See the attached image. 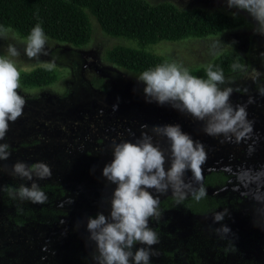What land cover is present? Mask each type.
Listing matches in <instances>:
<instances>
[{"label": "rangeland", "instance_id": "rangeland-1", "mask_svg": "<svg viewBox=\"0 0 264 264\" xmlns=\"http://www.w3.org/2000/svg\"><path fill=\"white\" fill-rule=\"evenodd\" d=\"M149 1L154 4L169 1L181 9L197 6L209 11L223 10L239 21L236 27L217 35L161 41L150 50L187 70L206 65L222 51L242 56L243 68L226 76V83L220 87L233 88L230 98L233 105H247V118L254 123L252 137L240 143H222V136L204 133L203 122L170 105L146 102L144 85L136 79L139 75L107 62L104 57L107 49L116 44L133 45L132 40L106 35L93 16H90L93 35L86 46L77 48L47 37L48 55L41 54L38 59H29L24 54L27 39L10 30L0 37V57L12 60L19 72L54 63L61 75L50 86L31 90L19 87L26 103L23 115L15 123L10 122L5 139L0 141L8 143L11 152L9 159L0 161V167L11 169L17 161L49 165L51 177L33 179L38 184L55 181L62 184L66 195L60 205L67 217L45 220V225L30 221L20 228L12 223L3 224L10 221L8 215L14 216L13 208H4L7 184L16 188L21 184L30 186L32 181L0 171V244L3 242V248L12 250L9 257L0 250V264H96L91 255L95 243L88 239L86 224L87 217L99 212L98 205L108 208L116 187L102 176L103 167L113 158L112 143L136 142L141 132L147 131L167 157L169 142L153 133L151 127L168 124H179L204 145L207 160L202 171L222 167L230 178L224 186L206 188L208 194L221 200L211 212L197 215L180 204L171 210L160 206L159 220L149 221L159 237L152 248L150 264H264V228L254 225V219L258 225H264V205L245 194L256 191L257 185L245 187L239 179L245 169L264 167V95L260 94L264 88V35L255 32L257 23L250 20L247 12L224 6L226 0ZM9 45L19 51V56L10 55ZM93 77L103 78L109 84L108 90L96 89L91 83ZM249 97L254 99L251 104H247ZM144 124L149 127L143 129ZM30 131L36 136L25 138ZM250 145L255 149L251 155ZM169 166L170 160L165 164L166 168ZM190 177L189 172L186 179ZM167 194L160 195L159 200ZM226 208L230 215L222 223L235 234L234 240L220 239L215 232L220 225L213 222V216Z\"/></svg>", "mask_w": 264, "mask_h": 264}, {"label": "clouds", "instance_id": "clouds-1", "mask_svg": "<svg viewBox=\"0 0 264 264\" xmlns=\"http://www.w3.org/2000/svg\"><path fill=\"white\" fill-rule=\"evenodd\" d=\"M226 4L230 9L247 12L257 23L255 32L264 35V0H226ZM10 30L0 27V37L6 36ZM46 43L47 37L37 24L27 37L24 54L29 59H38L41 54L48 55ZM8 51L12 57L20 54L12 45H9ZM45 67L50 71L54 63ZM213 67L208 65L207 79H203L191 75L187 69L175 63L160 64L142 72L136 79L144 85L146 102L170 105L193 120L203 122L206 135L222 136V143H240L250 139L254 123L247 118V105L231 103L233 88L220 87L226 83L225 75L222 70H213ZM232 67L235 70L240 65L234 64ZM19 80L20 72L15 63L0 57V141L5 139L10 122L15 123L23 115L26 101L18 91ZM260 94L264 95V88L260 89ZM253 102L254 99L249 97L247 104ZM141 127L147 129L149 126L144 124ZM151 131L167 139L169 156L166 157L165 150L159 144L153 143V137L147 131H142L136 142L112 143L113 158L102 169V176L116 186L110 199V211L107 215L99 211L94 217H87L86 224L88 239L95 243L91 255L96 264H150L154 255L152 248L159 242V237L149 226V221L161 217L159 196L171 191L179 204L189 195L199 202L208 194L202 183V166L207 160L204 145L184 132L179 124L155 125ZM9 148L8 143H0V161L9 159ZM254 150L250 145L249 155ZM169 160L170 166L166 168ZM0 171L32 181L30 186L21 184L17 190L8 189L12 199L33 204H43L48 200L33 179L43 180L52 176V170L46 163L28 165L17 161L11 169L0 167ZM189 172L191 177L186 179ZM239 179L245 187L253 183L257 185L256 191L245 194L250 195L257 204L264 205V167L245 169ZM229 215L226 208L213 216V222L220 225L215 229L220 239L236 238L230 227L222 223ZM254 225L264 228L255 219ZM137 244L142 246L137 248Z\"/></svg>", "mask_w": 264, "mask_h": 264}, {"label": "trees", "instance_id": "trees-1", "mask_svg": "<svg viewBox=\"0 0 264 264\" xmlns=\"http://www.w3.org/2000/svg\"><path fill=\"white\" fill-rule=\"evenodd\" d=\"M90 16L95 18L106 35L132 40L130 42L133 45L116 44L107 49L104 57L107 62L136 75L160 64L171 63L169 58L150 50L152 45L161 41L203 39L239 25V21L223 10L209 11L201 7L181 9L169 1L154 4L149 0H0V27L10 28L25 39L32 28L39 24L45 36L54 41L77 48L86 46L93 35ZM234 64L240 65V68L234 70ZM208 65H213V70H222L226 77L243 68L244 58L235 52L222 51L206 65L193 67L188 71L191 75L207 79ZM60 75L61 71L56 67L49 71L45 66H39L30 71H20L19 84L25 90L42 88L57 82ZM91 83L96 89L106 91L109 88L103 78L93 77ZM31 133L32 131L28 136L25 135V138L36 136ZM220 168L202 171L205 188L221 187L227 183L230 176L224 168ZM39 186L48 197L43 204L12 199L6 191L4 208H13L14 216L8 215L10 221L2 222L3 224L9 226L12 223L20 228L30 221L45 225V220L54 221L67 217L60 205V200L66 195L62 184L56 181L43 182ZM7 188L17 190L19 187L7 184ZM176 204L178 203L170 193L160 200V206L170 210ZM179 204L198 215L218 208L221 200L207 194L197 202L189 195ZM97 207L107 214L110 205L106 209L99 205ZM75 224L76 222L72 226ZM4 244H0V250L5 257H9L8 253L12 250L3 248ZM65 261L68 259L65 258Z\"/></svg>", "mask_w": 264, "mask_h": 264}, {"label": "flooded vegetation", "instance_id": "flooded-vegetation-1", "mask_svg": "<svg viewBox=\"0 0 264 264\" xmlns=\"http://www.w3.org/2000/svg\"><path fill=\"white\" fill-rule=\"evenodd\" d=\"M223 5L226 6V7H228L227 4H226V2H224ZM247 17H248V16H247ZM249 18H250L251 21H255L251 16H249ZM255 22H256V21H255ZM80 48H81V47H80ZM244 63H245V61H244ZM96 69L98 70V69H99V66H96ZM238 72H239V71H238ZM232 74H234V73H232ZM21 95L23 96L24 94L22 93ZM24 96H25V95H24ZM24 96H23V97H24Z\"/></svg>", "mask_w": 264, "mask_h": 264}, {"label": "water", "instance_id": "water-1", "mask_svg": "<svg viewBox=\"0 0 264 264\" xmlns=\"http://www.w3.org/2000/svg\"><path fill=\"white\" fill-rule=\"evenodd\" d=\"M195 7H197V6H195Z\"/></svg>", "mask_w": 264, "mask_h": 264}]
</instances>
